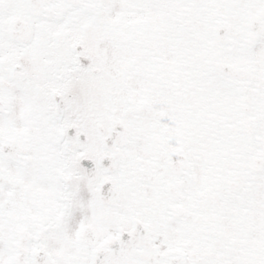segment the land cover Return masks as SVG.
<instances>
[{
    "label": "snow or ice",
    "instance_id": "6c2138e0",
    "mask_svg": "<svg viewBox=\"0 0 264 264\" xmlns=\"http://www.w3.org/2000/svg\"><path fill=\"white\" fill-rule=\"evenodd\" d=\"M0 264H264V0H0Z\"/></svg>",
    "mask_w": 264,
    "mask_h": 264
}]
</instances>
